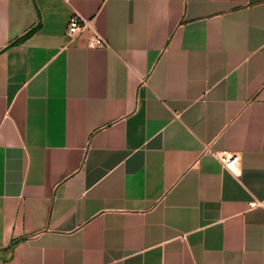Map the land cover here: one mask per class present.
Returning <instances> with one entry per match:
<instances>
[{"label": "crops", "instance_id": "0c3cea01", "mask_svg": "<svg viewBox=\"0 0 264 264\" xmlns=\"http://www.w3.org/2000/svg\"><path fill=\"white\" fill-rule=\"evenodd\" d=\"M0 264H264V0H0Z\"/></svg>", "mask_w": 264, "mask_h": 264}, {"label": "built area", "instance_id": "2783aa9c", "mask_svg": "<svg viewBox=\"0 0 264 264\" xmlns=\"http://www.w3.org/2000/svg\"><path fill=\"white\" fill-rule=\"evenodd\" d=\"M83 32H90L86 44V47L88 49H102L108 46L104 39L97 36L93 32V30L91 29V21L79 19L75 15L72 16L67 23L65 39L70 41ZM213 156L219 161V163L227 171H234L240 162L239 155L233 153H228L223 151L220 153H215L213 154ZM249 207L255 208L257 207V204L251 203Z\"/></svg>", "mask_w": 264, "mask_h": 264}]
</instances>
